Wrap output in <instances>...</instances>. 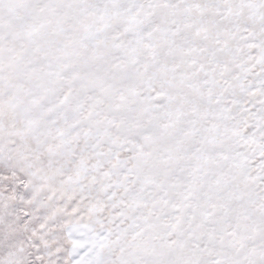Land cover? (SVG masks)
I'll return each mask as SVG.
<instances>
[{
  "label": "snow or ice",
  "instance_id": "6c2138e0",
  "mask_svg": "<svg viewBox=\"0 0 264 264\" xmlns=\"http://www.w3.org/2000/svg\"><path fill=\"white\" fill-rule=\"evenodd\" d=\"M0 264H264V0H0Z\"/></svg>",
  "mask_w": 264,
  "mask_h": 264
}]
</instances>
